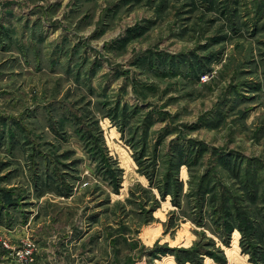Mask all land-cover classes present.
<instances>
[{
  "label": "rangeland",
  "instance_id": "374dc122",
  "mask_svg": "<svg viewBox=\"0 0 264 264\" xmlns=\"http://www.w3.org/2000/svg\"><path fill=\"white\" fill-rule=\"evenodd\" d=\"M0 264H264V0H0Z\"/></svg>",
  "mask_w": 264,
  "mask_h": 264
},
{
  "label": "built area",
  "instance_id": "2783aa9c",
  "mask_svg": "<svg viewBox=\"0 0 264 264\" xmlns=\"http://www.w3.org/2000/svg\"><path fill=\"white\" fill-rule=\"evenodd\" d=\"M25 252H26V253H29V252H30V249H28V250H25Z\"/></svg>",
  "mask_w": 264,
  "mask_h": 264
}]
</instances>
